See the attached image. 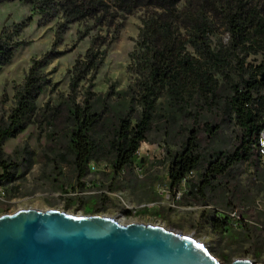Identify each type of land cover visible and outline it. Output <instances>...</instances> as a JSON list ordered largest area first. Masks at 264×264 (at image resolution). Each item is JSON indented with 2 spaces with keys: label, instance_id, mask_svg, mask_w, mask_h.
I'll list each match as a JSON object with an SVG mask.
<instances>
[{
  "label": "trees",
  "instance_id": "trees-1",
  "mask_svg": "<svg viewBox=\"0 0 264 264\" xmlns=\"http://www.w3.org/2000/svg\"><path fill=\"white\" fill-rule=\"evenodd\" d=\"M12 1L15 0H0V4ZM21 1L35 4L47 20L59 9L66 22L92 18L98 25L110 24L117 17L126 19L135 7H144L138 39L130 55L131 82L118 92L111 85L105 94L85 88L81 103H75L64 119L67 123L60 135L71 155L77 181L85 176L91 161L109 162L115 180L120 172L132 169L134 155L156 125L176 129L188 120L193 126L188 129L184 144L178 150L168 151L171 157L167 177L171 190L178 188L190 172L198 176L196 182L188 181L181 203L209 199L219 205L220 200L215 201L211 194L224 192L232 168L261 157L258 141L264 131V82L260 80L264 72V0ZM208 5L213 6L214 17L228 33L226 44L216 47L210 44L215 25L208 15ZM63 24L58 26L56 37ZM27 25L28 22L16 24L9 33L0 31V68L22 45L14 37ZM103 46V37L96 36L83 57L75 60L71 69L72 92L79 91L81 82L91 83L106 54L107 45ZM252 55H260L261 61L248 62ZM50 57L51 52H47L31 60L22 83L15 87L13 105L7 115L0 114L1 184L12 182L19 169L18 163L5 158L3 145L34 122L36 100L47 83L43 69ZM47 105L41 112L44 116L48 113ZM202 113H208L210 119L203 127L207 134L205 145L201 143L198 127ZM50 117H57L56 112ZM223 123L234 127L237 133L236 143L228 149H222L216 139ZM29 162V158L23 160L22 174L29 169ZM115 187L114 184L113 189L118 188ZM98 199L109 202L104 195ZM229 203H224L227 208L235 207ZM229 223L226 210H205L199 214L196 227L207 224L224 234L230 232ZM251 246L253 254L259 257L264 238L260 243L254 240Z\"/></svg>",
  "mask_w": 264,
  "mask_h": 264
},
{
  "label": "rangeland",
  "instance_id": "rangeland-1",
  "mask_svg": "<svg viewBox=\"0 0 264 264\" xmlns=\"http://www.w3.org/2000/svg\"><path fill=\"white\" fill-rule=\"evenodd\" d=\"M110 4L114 11L119 12L115 4ZM213 9L208 5V15L215 25L210 44L216 47L228 42V33L219 26ZM143 17L144 7L140 5L126 19L117 17L110 24L98 25L92 18L66 22L59 9L47 20L46 15L35 8V4L21 0L0 4V31L4 29L9 33L16 24L28 22L14 37L22 45L0 68V100H3L0 114L7 115L13 105L15 87L22 83L31 60L51 52L50 60L43 69L47 83L36 100L34 122L15 138L8 139L2 148L5 158L18 163L19 169L14 173L12 182L1 184L0 181V216L31 208L60 210L73 215H90L86 211L99 209L97 214L113 216L124 224L141 222L162 225L192 234L223 264L237 258H249L257 264H264V248L257 257L251 246L254 240L260 243L264 238V156L254 158L255 162L252 163H238L232 168L224 192L211 194L215 201L220 200L219 205L209 199L199 203H181L184 195L175 200L169 187L167 176L171 156L168 151L178 150L184 144L188 129L193 126L189 120L176 129L156 125L148 140L141 143L134 155L132 169L124 171L115 180L111 176L110 163L104 161H91L85 176L80 181L75 177L71 155L60 135L62 126L67 123L64 119L75 103H81V93L85 88L105 94L111 85L118 92L131 82L130 55L137 42ZM61 23H64L62 31L56 37ZM96 36L103 37L102 48L107 45L106 54L91 83L81 82L79 91L74 93L70 88L71 69ZM188 48L193 52L191 47ZM260 61V55L248 58V62L253 64ZM90 84L93 85L91 88ZM46 104L48 113L44 116L41 112ZM52 112H56L57 117H50ZM209 120L208 113H202L198 125L202 145H205L207 137L203 127ZM222 127L216 139L222 149H228L236 143L237 133L228 123H223ZM28 158L30 167L22 174L23 160ZM197 178V173H194L191 182H196ZM114 184L117 189H113ZM101 195L107 196L109 202L100 201L98 197ZM225 202H230L232 207L235 204V207L227 208ZM216 209L236 211L239 219L235 226H229L230 232H215L207 224L196 227L202 211L213 212ZM251 228H255L254 232L250 231Z\"/></svg>",
  "mask_w": 264,
  "mask_h": 264
},
{
  "label": "water",
  "instance_id": "water-1",
  "mask_svg": "<svg viewBox=\"0 0 264 264\" xmlns=\"http://www.w3.org/2000/svg\"><path fill=\"white\" fill-rule=\"evenodd\" d=\"M0 264L223 263L192 234L162 225L31 208L0 216ZM229 264L257 263L237 258Z\"/></svg>",
  "mask_w": 264,
  "mask_h": 264
},
{
  "label": "built area",
  "instance_id": "built-area-1",
  "mask_svg": "<svg viewBox=\"0 0 264 264\" xmlns=\"http://www.w3.org/2000/svg\"><path fill=\"white\" fill-rule=\"evenodd\" d=\"M258 152L259 155L262 157L264 156V131L260 133L259 141H258ZM137 153V152H136ZM112 169V167H111ZM123 172H120L118 174L121 175ZM194 177V172H190L186 178L183 179L181 185L178 188H175L172 190L174 199L178 200L180 199L186 191V185L190 179ZM144 205H149V204H143ZM135 213V212H133ZM227 216L229 217V226H235L237 219H239L238 215L236 214V211H226Z\"/></svg>",
  "mask_w": 264,
  "mask_h": 264
},
{
  "label": "snow or ice",
  "instance_id": "snow-or-ice-1",
  "mask_svg": "<svg viewBox=\"0 0 264 264\" xmlns=\"http://www.w3.org/2000/svg\"><path fill=\"white\" fill-rule=\"evenodd\" d=\"M197 247H200V245H197Z\"/></svg>",
  "mask_w": 264,
  "mask_h": 264
}]
</instances>
